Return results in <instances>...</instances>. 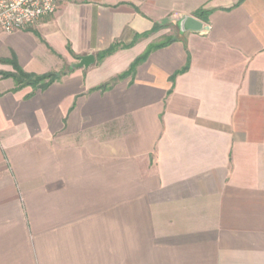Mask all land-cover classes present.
<instances>
[{"label": "crops", "instance_id": "0c3cea01", "mask_svg": "<svg viewBox=\"0 0 264 264\" xmlns=\"http://www.w3.org/2000/svg\"><path fill=\"white\" fill-rule=\"evenodd\" d=\"M12 59L65 74L0 77V264H264V0H63Z\"/></svg>", "mask_w": 264, "mask_h": 264}, {"label": "built area", "instance_id": "2783aa9c", "mask_svg": "<svg viewBox=\"0 0 264 264\" xmlns=\"http://www.w3.org/2000/svg\"><path fill=\"white\" fill-rule=\"evenodd\" d=\"M63 0H0V32L29 31L55 14Z\"/></svg>", "mask_w": 264, "mask_h": 264}, {"label": "trees", "instance_id": "16d2710c", "mask_svg": "<svg viewBox=\"0 0 264 264\" xmlns=\"http://www.w3.org/2000/svg\"><path fill=\"white\" fill-rule=\"evenodd\" d=\"M194 15L196 18H198L204 22L207 21L208 12H205L203 10H198ZM156 30H157V26H154L151 31L143 33L141 35H138L137 38L146 37L150 33L154 32ZM34 34H35V32H34ZM173 41H174L173 39H167L166 41H164L158 45H155L153 47L148 48V50H146L145 54L142 57L135 60L134 63L130 66L129 70L127 72H125L124 74H122L120 77L129 76L134 71L135 66L139 62H141L142 60L145 59V57L149 53V51L154 50V49H158V48H162V47L170 44ZM119 47L120 46L118 44H115V45H112L109 49H107L101 53H98L96 56L97 61L98 62L101 61L103 58H105L108 55L115 52ZM122 47H126V46L123 45ZM0 62L8 64L12 67V72H0V77L1 78H11L15 84V89H14L15 91L19 90L23 87H27V86L31 87L34 90H44L49 85H51L52 83L59 81L60 78L65 74L64 72H62V73H47L45 75L37 76L34 74L25 73L18 66L15 59L8 60V61H0ZM186 68H187V66H186ZM186 68H184V70ZM109 87H110V84H105V85H102L101 87H99V89L100 90H106Z\"/></svg>", "mask_w": 264, "mask_h": 264}, {"label": "water", "instance_id": "95a60500", "mask_svg": "<svg viewBox=\"0 0 264 264\" xmlns=\"http://www.w3.org/2000/svg\"><path fill=\"white\" fill-rule=\"evenodd\" d=\"M178 27L181 32H200L202 29V23L193 17H185L179 22ZM94 61L95 58L92 55L81 56L78 58V63L74 67L88 68L94 64Z\"/></svg>", "mask_w": 264, "mask_h": 264}, {"label": "rangeland", "instance_id": "374dc122", "mask_svg": "<svg viewBox=\"0 0 264 264\" xmlns=\"http://www.w3.org/2000/svg\"><path fill=\"white\" fill-rule=\"evenodd\" d=\"M169 32H170V34H175L176 33L175 29H170Z\"/></svg>", "mask_w": 264, "mask_h": 264}]
</instances>
